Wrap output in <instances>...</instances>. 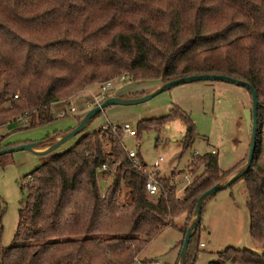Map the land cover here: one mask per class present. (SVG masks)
<instances>
[{
  "label": "trees",
  "instance_id": "obj_1",
  "mask_svg": "<svg viewBox=\"0 0 264 264\" xmlns=\"http://www.w3.org/2000/svg\"><path fill=\"white\" fill-rule=\"evenodd\" d=\"M205 73L247 82L257 95L253 158L230 185L244 183L250 234L263 248L229 246L207 264H264V0H0V126L23 121L8 132L52 122V103L116 77L163 85ZM177 116L186 124V150L195 124L180 112L140 120L136 138ZM73 128L47 136L36 148L49 147ZM124 147L116 125L85 132L61 152L39 154L44 161L23 177L16 228L11 243L0 247V264H131L182 216L184 237L202 193L241 169L222 170L213 151L194 154L181 196L173 175L156 177L157 193L148 196L146 176ZM136 158L143 162L138 153ZM102 164L107 169L99 173ZM100 177L111 178L103 189ZM3 206L0 198V237ZM202 228L200 220L185 264H197Z\"/></svg>",
  "mask_w": 264,
  "mask_h": 264
},
{
  "label": "rangeland",
  "instance_id": "obj_2",
  "mask_svg": "<svg viewBox=\"0 0 264 264\" xmlns=\"http://www.w3.org/2000/svg\"><path fill=\"white\" fill-rule=\"evenodd\" d=\"M111 81L112 84L107 94L117 97L132 96L135 93L145 95L161 86L158 80L131 81L127 77L123 79L116 77ZM93 89V92L98 91V84L94 85ZM80 95L88 94L82 92ZM80 104L81 101L79 107ZM70 105L66 101L52 103L51 111L57 118L34 128H17L8 132L7 126H0V145L11 143L15 146L37 143L55 132L73 128L77 119L82 118L86 111L69 113L65 117H60L59 110L69 111ZM251 107V96L244 86L220 80L187 82L173 86L143 102L104 107L98 115L91 119L85 129L60 144L55 150L56 152L65 150L72 146L81 134L95 130L102 125L111 124L123 127L128 124L132 129H137V124L142 119L159 118L172 111L180 112L195 124V138L186 150L182 149L186 124L184 118L179 116L164 122L159 129L153 127L141 130L139 138L123 133V144L138 153L149 168L155 167L157 158L162 157L156 166L158 170L155 176L173 175L177 186L176 195L181 196L183 187L191 178L189 166L194 154L203 155L214 150L222 170H228L236 164H239L240 168L245 165L250 141L245 111L250 110ZM22 123L21 120L17 124L20 127ZM44 159L43 156L24 149L1 155L0 198L5 212L2 217L0 247H7L14 235L19 203L24 195V191L21 190L23 177L41 164ZM110 182L111 178H99L101 189ZM247 199L246 188L242 181H237L205 199L201 215L204 228L199 236V245L203 243V246H199L197 264H207L215 260L216 253L229 246L247 248L257 252L263 250L262 245L250 234ZM192 220L193 217L188 224ZM186 226L183 224L180 229H185ZM179 234L181 235L177 245V251H179L183 233L176 226H168L142 248L131 264H146L142 262L146 259H157L161 264H180V259L172 263L173 249L179 239Z\"/></svg>",
  "mask_w": 264,
  "mask_h": 264
},
{
  "label": "water",
  "instance_id": "obj_3",
  "mask_svg": "<svg viewBox=\"0 0 264 264\" xmlns=\"http://www.w3.org/2000/svg\"><path fill=\"white\" fill-rule=\"evenodd\" d=\"M200 80H220V81H225V82H230L234 83L240 86H244L248 89L250 96H251V102H252V107L250 110L245 111V120H246V125L247 128L250 132V141H249V146H248V154L246 158V163L245 165L239 169L237 172L234 173L231 177H229L224 183L222 184H216L206 190L202 195L199 197L197 204H196V211H195V216L193 218V221L190 223L188 228L186 229V232L183 237L182 245L180 248L179 252V259H180V264H185V251L187 249L189 239L194 231V229L197 227L201 220V206L205 199L210 197L211 195L215 194L219 190L225 189L228 185H230L232 182L236 181L242 174H244L247 169L250 166L251 160L253 158V153L255 149V144H256V130H257V109H258V99L256 92L254 88L247 82L238 80L234 77H230L227 75H222V74H196V75H189L185 77H180L174 80H171L167 83H164L161 85L158 89H156L153 92L147 93L141 97H135V98H130V99H122L117 96H109L105 98L100 105H97L85 112L81 120L77 123V125L69 132L58 138L52 145L47 147L43 151H36L34 147L36 146V143H25V144H20V145H15L12 147H6V148H1L0 149V155L13 152L15 150H28L34 154H42L46 153L48 151L54 150L56 147H58L60 144L65 142L66 140L70 139L77 133H79L87 124V122L92 119L95 115L100 113L104 107L109 106V105H114V104H135L139 102L146 101L153 96H155L158 93H161L173 86L187 83V82H192V81H200ZM17 123L13 122L11 124L7 125V129H12L16 127Z\"/></svg>",
  "mask_w": 264,
  "mask_h": 264
},
{
  "label": "built area",
  "instance_id": "obj_4",
  "mask_svg": "<svg viewBox=\"0 0 264 264\" xmlns=\"http://www.w3.org/2000/svg\"><path fill=\"white\" fill-rule=\"evenodd\" d=\"M124 76H121V79H123ZM112 81H105L103 82L100 86L98 91L93 92L92 90H88L87 91V97L86 99H84L83 101V105H84V110L86 109L89 110L97 105H100V103L106 98L107 94V90L108 88L111 87ZM71 98L69 97L66 99V102H71ZM75 106L70 105V109L69 111L63 110L59 113V116H65L66 114L69 113H75ZM111 126L112 128H115L116 125H102V128H106ZM121 127V126H120ZM124 135H128L131 136L133 138L137 137V131L136 129H132L131 127H129L128 124H125L123 127H121ZM124 150L126 151L127 155L129 158H131L134 162V166L141 171L143 174H145L146 179H145V183H144V187H145V191L146 194L148 196H153L157 193V189H158V182H157V178L155 176L156 171L158 170V168H156V166L158 165V162H160L162 160V157H158L156 162H155V167L149 168L147 167V165L144 162H140L137 160L136 158V152L134 150L128 149L126 146L124 147ZM107 169L106 164H102L99 168H98V172L101 173L103 171H105ZM97 172V173H98ZM186 178V177H185ZM30 180V179H29ZM27 181H25L26 183ZM189 182V180L186 182V184ZM201 246H203V243L200 244ZM146 264H161L159 261L157 260H153L150 261Z\"/></svg>",
  "mask_w": 264,
  "mask_h": 264
},
{
  "label": "crops",
  "instance_id": "obj_5",
  "mask_svg": "<svg viewBox=\"0 0 264 264\" xmlns=\"http://www.w3.org/2000/svg\"><path fill=\"white\" fill-rule=\"evenodd\" d=\"M93 87L94 86H92V87H90V88H88V89H85V90H83L82 92H85V93H87V91L88 90H92V91H94V89H93ZM82 92H79L78 94H76L75 96H73L72 98H71V102H69V105L71 104V103H73V104H71L72 106H76L75 107V113H83V112H85L86 111V109L84 110V105H83V101H84V99L87 97V95L86 96H82V95H80V93H82ZM77 101V102H76ZM81 101V104H80V107H79V102ZM68 103V102H67ZM76 104V105H75ZM51 106V105H50ZM79 107V108H78ZM51 108V107H50ZM62 110H65V109H60L59 111L61 112ZM60 112H58V113H60ZM85 114V113H84ZM59 115V114H58ZM83 117V116H82ZM58 139V138H57ZM47 147H44V148H34L36 151H43V150H45ZM213 152H215L214 150H212ZM217 154V153H216ZM180 192H181V190H180ZM175 224H176V227L178 228V230H180L181 231V229H180V226H182L183 224H184V217H179V218H177L176 220H175ZM170 226V225H169ZM203 226V225H202ZM168 227V226H167ZM167 227H165V228H167ZM164 228V229H165ZM204 228V227H203ZM163 229V230H164ZM180 239H181V235L179 234V239L177 240V242H176V244H175V246H174V254L172 255V257H173V260H172V263H175L176 262V259H179L178 257H179V252H180V249H179V251H177V245H178V243H179V241H180ZM182 245V244H181ZM180 248H181V246H180ZM147 261H150V259H146ZM145 260V261H146ZM155 260H157V259H155ZM158 261V260H157ZM143 262V261H142ZM160 262V261H159ZM162 264H164V263H162Z\"/></svg>",
  "mask_w": 264,
  "mask_h": 264
}]
</instances>
